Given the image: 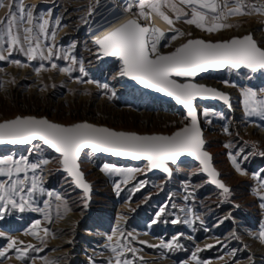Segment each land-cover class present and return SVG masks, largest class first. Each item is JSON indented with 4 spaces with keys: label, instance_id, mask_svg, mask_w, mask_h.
Segmentation results:
<instances>
[{
    "label": "rangeland",
    "instance_id": "1",
    "mask_svg": "<svg viewBox=\"0 0 264 264\" xmlns=\"http://www.w3.org/2000/svg\"><path fill=\"white\" fill-rule=\"evenodd\" d=\"M8 2L4 0L5 6L0 7V20L8 15ZM22 3L33 6L34 15L42 18L38 22L49 20V37L55 30L54 40L41 35L40 43L54 51L59 49L60 57L67 54L76 63L73 64L72 59L66 61L54 56L52 62L59 67L71 66L73 69L70 73H62L52 69L49 61L41 60L39 56L28 61L19 52H14L10 59L19 60L26 66L0 61V121L31 114L63 124L87 120L138 133H171L187 121L176 105L128 86L119 75L121 65L118 59L100 60L97 47L87 40L86 34L92 2L22 0ZM162 11L173 19L172 26L176 31L185 35H178L169 47L161 50L171 49L189 37L188 33L217 39L239 33V29L250 20L264 26V15L253 12L237 17L235 14L223 21L229 27L208 33L188 25L184 18L176 20L175 13L166 7ZM260 45L264 47V40ZM44 50L46 53L47 48ZM41 64L45 70L36 72ZM89 80L93 83H87ZM197 80L236 89L237 92L233 98L238 100L231 109L217 103L196 102L204 148L211 153L213 164L229 193H222L207 184L196 163L171 165L172 175L168 178L160 172L148 174L145 163L119 161L84 150L80 167L92 185L91 199L86 203L85 196L67 174L59 171L58 156L45 146L33 152H29L30 145L0 147V158L27 157L31 163L49 160L35 172L44 191L33 196L31 207L44 208V200L51 203L47 209L51 221L45 220L42 212L29 209L24 212L12 209L0 218V232H4L5 237L22 241L21 247L32 244L44 249L39 253L29 250V258L25 261L17 260V253L10 251L6 258H0L2 264H45V260L55 261V264H109L115 256L109 246H116L118 239L125 244L130 242V247L136 249L134 255L127 248L123 249L124 258L133 264H196L191 256L198 248L201 250L197 252V258L206 264H264V243L255 238L264 225V207L261 206L264 204V187H261L264 183V155L260 154L264 153V120L245 115L242 94L247 88L257 92L264 90V72L253 74L247 69H225L202 74ZM98 84H107L108 89H101ZM230 153L236 156L244 175L233 167ZM105 165L137 171L125 183L123 174L102 171ZM28 176H33L31 170ZM140 182L143 186L136 190ZM27 186H30V180ZM49 192L54 195L48 196ZM56 195L62 201L55 200ZM62 203L67 205V212L60 206ZM161 208L166 211L153 224ZM69 215L73 220L66 227L59 228ZM36 220L41 221V227L50 229L44 244L28 234ZM172 220L178 222L173 224ZM117 226L123 236L120 232L114 233ZM39 234L42 236L43 232ZM109 236H112L111 241ZM173 237L179 238L177 249L147 246L159 245L161 240L167 242ZM7 242V238H0V248L6 247ZM206 245L214 247L206 248ZM234 250L235 256H230Z\"/></svg>",
    "mask_w": 264,
    "mask_h": 264
},
{
    "label": "snow or ice",
    "instance_id": "2",
    "mask_svg": "<svg viewBox=\"0 0 264 264\" xmlns=\"http://www.w3.org/2000/svg\"><path fill=\"white\" fill-rule=\"evenodd\" d=\"M4 6V0H0V7ZM7 7L8 15L0 20V61L12 63L18 67L26 66L19 60L10 59L14 52H19L28 61H33L39 56L41 60L49 61L52 69L70 73L73 70L71 66L59 67L55 62H52L53 57L66 61L72 59L73 64L76 63L75 59L70 58L67 54L60 57L59 49L54 51L52 47L40 43L39 36L41 35L46 39H55L54 29L49 37V20L43 19L42 22H38L42 18L36 17L33 6L23 5L22 0H9ZM164 7L175 13L176 20L184 18V21L190 26H195V28L208 33H215L230 26L223 22L228 16L252 14L253 12L264 15V4H251L247 0H178V3L175 0H129L122 11L131 14L132 18L123 21L104 35L94 37L93 43L104 57L118 58L121 65L119 71L121 77H127L145 89H152L157 93L174 98L177 104L183 105L187 110L191 117L190 124H186L171 135H138L132 132L115 131L87 122L65 126L50 122L46 118L16 116L13 119L0 122V145H30L29 152L38 151L44 146L54 150L59 154L57 159L63 170L74 178L76 186L83 189L85 196L90 192V185L84 181L83 173L79 170V161L85 149H90L92 153L104 152L117 157H130L133 160L146 161L148 170L159 169L167 173L168 176L172 175L170 164L176 165L179 158L185 155L194 157L199 161L201 170L207 173L210 182L222 189L223 193H229V188L218 179L219 173L211 164L212 157L203 150L205 141L202 138V130L198 126L196 109L193 105V100L197 97L220 99L226 104L229 102V97L215 88L194 81L200 74L211 69L234 71L247 69L253 74L264 72V48L258 46L253 35L249 33L242 37L218 41L188 38L174 50L163 53L162 48L169 47L178 35L184 36L185 33L177 30L168 35L155 27L145 25L142 21L148 19L151 13H155L172 25L174 21L162 11ZM88 14H92L91 9ZM189 15L190 18H188ZM25 23L28 25L27 27L23 26ZM187 35L191 37V33ZM45 48H47L46 53ZM41 70H45L44 64L35 69L36 72ZM80 71L84 72L83 67L80 68ZM176 77L184 78V82L178 81L175 79ZM87 83H93V81L89 80ZM97 86L104 90L108 89L107 84H98ZM242 94L245 115L264 120V90L257 92L247 88L243 90ZM225 147L227 148L229 145H225ZM260 154L264 155V153ZM229 159L236 171L244 175L236 156L230 153ZM48 163V159L31 163L27 157L0 158V178H6L0 179V218L12 209L20 212L29 209L42 212L45 220L51 221L47 211L51 207L49 200L43 201L44 208L31 207L33 196L37 192L44 191L38 184L35 172ZM29 170L33 172L32 177L28 176ZM101 170L106 173L123 174L125 183L128 177L137 171L131 168L109 167L108 165H105ZM22 173L23 178H20ZM29 180L30 186L26 187ZM142 186L143 182H140L136 190ZM116 187L119 191V184ZM261 187H264V183L261 184ZM53 195L51 192L48 193L50 197ZM55 200L62 201V198L56 195ZM60 206L65 212L69 210L66 204L62 203ZM261 206L264 207V204ZM165 211V208H161L156 213L157 219H154L152 223H157ZM57 215H60L59 211ZM177 222V220L171 221L173 224ZM41 231L43 232L42 236L39 234ZM113 231L114 233L120 232L123 236L119 226ZM28 234L44 244L45 238L50 234V229L41 227V221L36 220ZM0 238L8 240L7 246L0 248V258H6L10 251H15L16 259L25 261L29 258V250L36 253L44 250L42 247L32 244L21 247L22 241L18 242L13 238L5 237L4 232H0ZM255 238L264 243V225L261 226ZM108 240L111 241L112 236H109ZM178 240V237H173L167 242L161 240L159 245L147 246L174 250L179 247ZM140 243L147 244L145 241ZM109 247L115 253L112 260H109V264H113V260L115 264H133V261L124 258L123 251L124 248H127L129 252L135 254L136 249L130 247V242L125 244L121 239H118L116 246ZM205 247L211 248L214 245ZM200 250L198 248L196 252H193L191 259L196 261V264H206L197 258V252ZM229 255L234 257L235 250ZM45 264H55V261L45 260Z\"/></svg>",
    "mask_w": 264,
    "mask_h": 264
},
{
    "label": "water",
    "instance_id": "3",
    "mask_svg": "<svg viewBox=\"0 0 264 264\" xmlns=\"http://www.w3.org/2000/svg\"><path fill=\"white\" fill-rule=\"evenodd\" d=\"M128 19H129V18H128ZM126 20H127V19H126ZM124 21H125V20H124ZM122 22H123V21H122ZM122 22H121V23H122ZM119 24H120V23H119ZM119 24H117L116 26H118ZM144 24H145V25H149V24L146 23V22H144ZM116 26H115V27H116ZM115 27H114V28H115ZM154 27L157 28V29H159V30H161V31H163V32L165 33V31H164L163 29H161L160 27H158V26H154ZM249 33H251V34L253 35V38L257 41L258 46L264 48L263 46L260 45L259 40L254 36L252 30H248V31H246V32H242V33H233V34H230V35L226 36L225 38H217V39H209V38H204V37H201V36H191V37H186L184 40H182V41L178 42L177 44H175L171 49H169V50H161V51H162L163 53H167V52H169V51H171V50H174L175 47L179 46L181 43L186 42V40H187L188 38H202V39L210 40V41H218V40L229 39V38H232V37H242V36H244V35H246V34H249ZM94 45H95V44H94ZM95 46H96V45H95ZM96 47H97V46H96ZM97 50H98V47H97ZM98 54H99V56H100V60H101L102 62H108V61H110L111 59L115 58V57H104L99 51H98ZM116 59H118V58H116ZM224 70H225V69H211V70L207 71L206 73H208V72H221V71H224ZM202 74H205V73H202ZM202 74H200V75H202ZM200 75H199V76H200ZM199 76H198V77H199ZM198 77L195 78V81H194V82H196V83H200V84H204V85H206V86H209V87L215 88V89H217V90H219V91L225 93V94L229 97V102H228L227 104H226L224 101L220 100V99H215V98H210V97H209V98H201V97H197V98H195V99L193 100V105H194V107H195V109H196V116H197L198 126H199L200 129L202 130V138H203L202 123H201V120H200V117H199L200 111H199V109L196 107V102L199 101V102H205V103L224 104V105L226 106L227 109H231L230 105H231V101H232V99H231V94H230L229 91L223 89L221 86H218V85H216V84H211V83H207V82H204V81H198V80H197ZM123 78H124V82H125L128 86H130V87H135V88H139V89L143 90L144 93H147L148 95H152V96H154L155 98H158V99H161V100H163V101H165V102H168V103H171V104L176 105L177 109H179L180 111L183 112V114H184V116L186 117V120H187V121H186L185 123H183L181 126H179V127H177L176 129H174L171 133H138V132H135V131L116 130V129L111 128V127H108V126H106V125L92 123V122H89V121H87V120H80V121L72 122V123H70V124H63V123H58V122L52 121V120H50L49 118H47L46 116H36V115H31V114H26V115H16V116H32V117H36V118H46V119L49 120L50 122L57 123V124H61V125H65V126L72 125V124H74V123H79V122H87V123H90V124H93V125H96V126L107 127V128H109V129H112V130H115V131L132 132V133H136V134H138V135H171L172 133H174V132L177 131L178 129L184 127L186 124H190V122H191V117H189V115H188V113H187V110L183 107V105L177 104V103L175 102L174 98L168 97V96H166V95L163 94V93H157V92H155V91L152 90V89H145V88H143L142 86L138 85L135 81H132V80H130V79L127 78V77H123ZM175 79H177L178 81H182V82H184V78L176 77ZM16 116H14V117H12V118H9V119H13V118H15ZM5 120H8V119H5ZM2 121H4V120H1L0 122H2ZM203 140H204V139H203ZM16 146L23 147V146H26V145H7V144H6V145H0V147H4V148H5V147H7V148H8V147H16ZM45 147L47 148V146H45ZM48 149H49V148H48ZM49 150H50L51 152L55 153L54 150H52V149H49ZM85 150H90V149H85ZM203 150H204V151H207V150L204 148V146H203ZM90 151H91V150H90ZM207 152H208V153L210 154V156L212 157L211 153H210L209 151H207ZM55 154H56L57 156L59 155V154H57V153H55ZM93 154H94V155H99V156H104V157H111V158H113V159H115V160H119V161L132 162V163H135V164L145 163V164L147 165V162H146V161H142V160H133V159H131L130 157H117V156H113V155H111L110 153H104V152H101V153H93ZM184 162H191V163H196V164H198L199 167H200L201 174H202L203 176H205V178H206V182H207V184L216 187L214 184H212V183L210 182V178L207 176V173H204V172L201 170V166H200V164H199V161L195 160L194 157H190V156H187V155H185V156H183V157H180L178 163H184ZM211 164H212L213 168L219 173V171L215 168V166H214V164H213V159H211ZM169 166H170V169H171V164H170ZM146 167H147V166H146ZM79 170L83 173L84 181L90 185V192H89V194H88L87 196H85V194H84L82 188H79V187L76 186V184H75V182H74V178H73L72 176H69L68 173L65 172V171L63 170L62 165H60V167H59V171L62 172V173H66V174H67V176L71 179L72 184L76 187L77 190H79V191H81V192L83 193V195H84L85 198H86V203H88V202L90 201V199H91V195H90V194H91V191H92V185H91V182H90L89 180H87V178H86V176H85V174H84V171H82V169H81V167H80V161H79ZM171 171H172V170H171ZM147 172H148V174H152V173L160 172V173H163L164 175H166L168 178L171 177V176H168L167 173H164V172H162V171L159 170V169H152V170H148V169H147ZM218 179H220L221 182L224 184V182H223L222 179L220 178V173H219V177H218ZM225 186H226V185H225ZM226 187H227V186H226ZM216 188H217V187H216ZM217 189H219V188H217ZM219 190L223 193L222 189H219Z\"/></svg>",
    "mask_w": 264,
    "mask_h": 264
},
{
    "label": "bare ground",
    "instance_id": "4",
    "mask_svg": "<svg viewBox=\"0 0 264 264\" xmlns=\"http://www.w3.org/2000/svg\"><path fill=\"white\" fill-rule=\"evenodd\" d=\"M87 1L90 3L91 2L93 3L92 9H91L92 14L90 15V18L88 19V25H87V31H86L87 40L92 42V44H94L93 39L95 36H102L107 31H110L112 28H114L117 24L121 23L122 21L128 18H132L131 14L123 13L122 11L124 6L129 2V0H104V7H106L105 17L108 23H104L103 15H101L100 13L101 1L100 0H87ZM135 11H138V9H135ZM256 19H258V17ZM144 22L148 23L152 27L154 26L160 27L168 35H171L172 33L176 32V29L172 25H169L167 22H165L161 17L157 16L155 13H151L148 19L142 21V23ZM261 25L262 23L258 24L254 20H250L244 25L243 28L239 29V33L252 30L254 36L259 40V42H263L264 26L263 25L261 26ZM222 88L230 92L231 99H232L230 107H233L232 106L233 103L234 102L236 103V100H238L237 98H233V97H236L237 95V92L235 91L236 89L232 90L227 87H222ZM221 105L226 108L224 104H221ZM72 220H73V216L69 215L66 218V220L63 223H61V225H59L58 227L64 228Z\"/></svg>",
    "mask_w": 264,
    "mask_h": 264
},
{
    "label": "built area",
    "instance_id": "5",
    "mask_svg": "<svg viewBox=\"0 0 264 264\" xmlns=\"http://www.w3.org/2000/svg\"><path fill=\"white\" fill-rule=\"evenodd\" d=\"M100 1H101V10H100V13H101V15H103L104 23H108L106 21V17H105V9H106V7H104V0H100ZM247 2L248 3H251V4H256V5L264 4V0H247ZM146 11H148V10L146 9ZM238 16H239V14H237V17ZM262 21H264V20H262Z\"/></svg>",
    "mask_w": 264,
    "mask_h": 264
}]
</instances>
